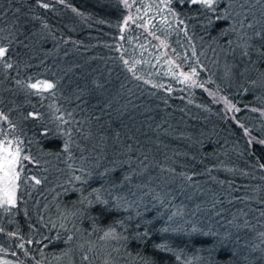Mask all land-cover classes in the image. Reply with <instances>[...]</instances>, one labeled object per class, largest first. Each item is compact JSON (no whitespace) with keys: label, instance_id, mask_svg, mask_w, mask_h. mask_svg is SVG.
I'll use <instances>...</instances> for the list:
<instances>
[{"label":"trees","instance_id":"trees-1","mask_svg":"<svg viewBox=\"0 0 264 264\" xmlns=\"http://www.w3.org/2000/svg\"><path fill=\"white\" fill-rule=\"evenodd\" d=\"M132 2L129 9L118 0H41L49 4L45 9L37 0H6L0 113L15 128L0 122V130L22 141L23 155L39 163L23 161L22 231L0 232V249L24 264H51L43 253L60 250L81 224L98 239L114 228L125 250L144 264H179L177 254L191 264H264L251 261L264 250V57L252 48L245 56L242 46L264 29V0H220L216 12L177 0L168 7L162 0ZM193 67L203 87L180 75ZM30 78L55 87L38 92L28 87ZM225 99L240 110L230 111ZM69 113L70 122L60 123L57 117L68 120ZM33 176L41 184L25 182ZM191 185L216 194L220 206L195 225L179 218L182 193ZM231 198L251 207L245 216L254 220L242 230L238 220L230 221L239 211ZM52 201L74 204L77 224L51 229L34 222V210L22 215L26 206ZM198 202L211 206L205 198ZM36 227L48 237L41 250L28 243ZM162 243L173 251L155 247Z\"/></svg>","mask_w":264,"mask_h":264},{"label":"rangeland","instance_id":"rangeland-1","mask_svg":"<svg viewBox=\"0 0 264 264\" xmlns=\"http://www.w3.org/2000/svg\"><path fill=\"white\" fill-rule=\"evenodd\" d=\"M5 1V2H4ZM121 2L124 6V0H118ZM12 3V2H10ZM10 3H6V0H0V13L7 11L8 5ZM128 4L132 6L133 2L132 0H128ZM130 9V7H128ZM132 12V11H131ZM134 15L138 16L136 11L133 13ZM125 22V20H124ZM0 47H6L4 41H2L3 37H6L5 34H8V29L5 28L4 24L0 22ZM3 25V26H2ZM162 40V39H161ZM163 41L165 42V39L163 38ZM157 42V40H156ZM158 43V42H157ZM160 47L162 48V45L158 43ZM30 82L36 83L38 81L40 82H48L51 83L47 79H35L32 80L30 78ZM30 83V84H31ZM31 89V88H30ZM3 138V137H2ZM0 138V139H2ZM9 139H12L11 137H8ZM14 140V139H12ZM15 141V140H14ZM22 148V155L24 154V149ZM19 183V182H18ZM34 185V181L32 182ZM170 184H172V181H170ZM199 186H193L191 185L188 187L181 196V206L182 211L179 214V218L181 219L183 217V221L187 223H192L195 225L198 224V217L200 216L201 219L207 218L209 215L217 212L216 208L220 207L219 204L214 202V199L217 197L214 193H205L204 190ZM33 187V186H32ZM20 188V185H19ZM19 188L17 190V196L19 200ZM203 193V194H202ZM173 196V193L171 194ZM57 195L54 194V198ZM161 194H158L157 197H160ZM83 198V196L81 197ZM200 198H205L206 201L211 203L210 207H202L200 206ZM142 200L144 202L147 201L146 195H142ZM54 202V201H52ZM230 203L235 205V210H239L234 217L231 218L230 221L236 219L239 221L238 226L242 229L246 226L247 223H250L252 218H247L245 215L251 207L248 206L245 208V204H247L246 199H230ZM18 204V203H17ZM241 209V210H240ZM29 210H34L36 214V220L34 222L40 223L47 228H59V227H65V225H76L77 222L74 220L75 217L80 216V212L78 209L74 208V204L67 208L66 205H58L55 202L53 205L42 207V208H29L26 206L24 208V211L22 212V215L25 217H28ZM252 211V210H249ZM20 211L17 209V206L14 208H11L9 211L5 212L3 209H0V227H2L6 232L10 230L11 232L19 233L21 232V223L19 222V213ZM253 213V212H252ZM255 218H259L258 215H255ZM42 222V223H41ZM201 223H205V221L202 220ZM53 224H55V227H53ZM37 225V224H36ZM57 225V226H56ZM63 225V226H62ZM196 227V226H195ZM39 227H36V230H31L30 234H26L27 237H30L32 243L37 244L36 247L41 250L43 246H41V242L44 240H48L47 236H44L43 233H40L44 231V229L38 230ZM50 229V230H51ZM221 228L218 226L216 228L217 232H220ZM214 229L211 227H206L204 231L211 232ZM1 232V233H4ZM119 237L118 239H115V243L111 242V240L108 237H102V238H96L93 235L87 233L84 228L81 226L78 227L77 235L74 237L72 236L71 241L67 239V243L64 241L66 239H63L62 248L60 250H56L55 248L50 249L47 252L48 249L43 253L47 258L50 259L51 264H144L142 260H139L136 255L131 254L130 252L126 251L125 247H123V237L116 235ZM2 241V239H1ZM71 243V244H70ZM33 245V246H34ZM41 248V249H40ZM87 255L88 260L84 261L83 256ZM4 260L10 261L11 264H24L21 262L18 258L15 256L0 250V264ZM36 260V259H35ZM34 260V261H35ZM31 261V260H30ZM33 261L30 262V264H36ZM36 261H39L37 259ZM252 262H259L264 261V250L262 251V254H254L251 258ZM43 261L40 260L39 263L41 264Z\"/></svg>","mask_w":264,"mask_h":264},{"label":"snow or ice","instance_id":"snow-or-ice-1","mask_svg":"<svg viewBox=\"0 0 264 264\" xmlns=\"http://www.w3.org/2000/svg\"><path fill=\"white\" fill-rule=\"evenodd\" d=\"M61 3L64 2V0H60ZM178 3H190L191 5H199L201 8H204L210 12H216V5L220 2V0H177ZM37 3L40 4L41 7L47 9L49 7L48 3H41V0H37ZM125 6L130 7L131 5L128 4V0H124ZM162 3H164V7H168L169 4L171 3V0H162ZM257 3H261V0H257ZM151 7V5H149ZM241 8H243V5L241 4ZM75 11V9H74ZM147 14V12L145 13ZM175 15V13H172ZM237 15H240V13H237ZM223 19V17L216 16V20L219 21ZM132 20V17L129 16L125 20V26L127 25L128 21ZM179 23L183 25L184 21L180 20ZM208 23L212 24L213 21L211 18H208ZM241 26V28L245 27L244 21L240 20L238 22ZM141 27H144V25H141ZM248 28H252L253 25L251 23L247 24ZM236 29L233 28V31ZM151 35L154 36L155 39L160 40V43L162 46L167 47L165 42L160 39L159 36H156L155 33H150ZM253 39H256L259 41L258 45H253L250 43ZM245 48V51L243 52V55L248 56L249 53L247 51L248 48H252L254 51L257 52V54L261 57H264V51H261V48H264V29L262 30H257L255 31L251 36L247 37V40L244 41V44L242 45ZM8 52V49L6 47H0V58H4ZM125 64H128V60H124ZM169 63H174L170 61ZM6 67L11 68L12 65L6 64ZM177 68L179 65L176 66ZM130 71L132 70L131 68L129 69ZM228 71H231V68H228ZM181 76H183L184 81H192V84L196 87H203V84H198L196 81L193 79V77L198 75V72L195 67L191 69V73H180ZM139 79L140 77H136ZM255 84V81L252 82ZM29 88L35 89L38 92L42 91H48L51 90L55 87L53 83H48V82H36V83H31L28 85ZM225 104L227 108L231 111L232 109H235L236 111H239L240 109L235 108V105L231 104L229 101L225 99ZM253 111H257V109H252ZM57 111H59L57 109ZM30 116H33L35 118L36 114H29ZM69 119L65 120L64 117L61 115L57 117V119L60 121L62 124H67L71 120V114H68ZM0 122H4L8 127L14 129L15 125L12 124L8 116L4 115L3 113H0ZM243 127V125H241ZM245 134H248V129H244ZM0 135L3 136L2 139H0V209H3L5 212L9 211L11 208H14L17 206L18 203V196H17V190L19 188V181L21 180V171L23 170V161H30L32 163L38 164L39 162L35 160L34 157H30L29 155H22V148L21 144L22 141L19 140H12L8 138V133L7 131H2L0 130ZM69 139H71L69 137ZM249 143H252V140L249 141ZM261 144H264V140L260 141ZM64 151L68 152L69 151V143L65 142L64 144ZM261 168H264V164L260 165ZM27 179H31L34 181V185H39L41 184V180L36 178L35 176L26 178L25 182H27ZM76 180H81L80 176L75 177ZM125 179H129L126 177ZM188 179H191V177H188ZM86 199V198H85ZM96 200L101 203H106V201H101L99 195L96 196ZM83 202V201H82ZM261 215H264V213H261ZM63 226V225H62ZM32 227H35L34 225ZM53 227H55V224H53ZM5 230L0 227V232H4ZM165 232L168 231L167 228L164 229ZM193 231H196V229H193ZM9 236H17V233L15 232H9L7 233ZM147 235V233H145ZM262 236H264V233H261ZM105 237H112L113 239H118L115 235V229L111 228L109 231L105 232L104 234ZM72 237L69 236L68 240H71ZM29 244L32 243L31 240L28 241ZM21 249L24 248V244L21 243L18 245ZM155 247L160 250V251H168L171 252L173 249L168 247L167 244H157ZM2 250V249H0ZM27 255V253H25ZM15 255V253H13ZM89 258L87 255L83 256V260L87 261ZM176 261L179 262V264H191L190 261H185L182 260L181 255L177 254L175 256ZM2 264H11L10 261L4 260ZM37 264H39V261H37Z\"/></svg>","mask_w":264,"mask_h":264}]
</instances>
